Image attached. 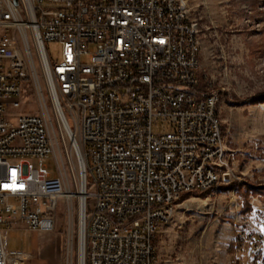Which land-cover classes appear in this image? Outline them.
<instances>
[{
  "label": "built area",
  "instance_id": "2783aa9c",
  "mask_svg": "<svg viewBox=\"0 0 264 264\" xmlns=\"http://www.w3.org/2000/svg\"><path fill=\"white\" fill-rule=\"evenodd\" d=\"M189 19L176 0H0V264L38 259L10 248L9 232L55 230L61 203L69 228L76 211L79 264H157L179 199L231 175ZM38 69L43 112L16 115L27 88L40 90ZM159 122L169 129L154 130ZM194 157L202 164L188 172ZM239 240L256 259L264 252L259 228Z\"/></svg>",
  "mask_w": 264,
  "mask_h": 264
},
{
  "label": "rangeland",
  "instance_id": "374dc122",
  "mask_svg": "<svg viewBox=\"0 0 264 264\" xmlns=\"http://www.w3.org/2000/svg\"><path fill=\"white\" fill-rule=\"evenodd\" d=\"M187 4L198 23L200 61L206 72L203 84L220 92L218 108L231 175L178 203L159 232L157 264H264V252L256 259L239 240L242 231H264V99L251 102L264 93V0H187ZM46 46L53 59L61 58V43L51 41ZM38 73L40 90L33 84L27 88L16 115L43 112L41 98L48 100L47 87L40 69ZM70 123L75 128L72 119ZM168 129L166 123L154 125L159 132ZM54 142L62 163L63 145ZM68 148L77 178L78 161L69 141ZM57 158L46 159L54 175L59 174ZM74 219L69 228L61 203L55 230H12L9 246L39 251V258L28 264H79L76 211Z\"/></svg>",
  "mask_w": 264,
  "mask_h": 264
},
{
  "label": "bare ground",
  "instance_id": "6f19581e",
  "mask_svg": "<svg viewBox=\"0 0 264 264\" xmlns=\"http://www.w3.org/2000/svg\"><path fill=\"white\" fill-rule=\"evenodd\" d=\"M176 3L180 5L182 13L189 15V23H188V30H194L195 33L199 32L198 29V23L191 18L187 0H176ZM219 100H220V92L217 90V92H214V98H213V116L214 121L217 125H219V128H217V134H216V144H221V153H228L229 148L224 144L223 142V128H222V121L219 114ZM198 164H202V157H194V160L188 161V172H196V169L198 167ZM223 169L228 170V159H224L223 161ZM213 187H208V190ZM260 255V254H259Z\"/></svg>",
  "mask_w": 264,
  "mask_h": 264
},
{
  "label": "trees",
  "instance_id": "16d2710c",
  "mask_svg": "<svg viewBox=\"0 0 264 264\" xmlns=\"http://www.w3.org/2000/svg\"><path fill=\"white\" fill-rule=\"evenodd\" d=\"M251 99H252L251 102L262 101V100L264 99V93L256 94V95L253 96V98H251ZM209 190H210V189H209ZM207 191H208V190H207ZM207 191H204V192H207ZM192 193H194V192H192ZM192 193L185 194V196L183 195V196L179 199L178 203L181 202L183 199H185V198L187 197V195H190V194H192ZM195 193H197V192H195Z\"/></svg>",
  "mask_w": 264,
  "mask_h": 264
},
{
  "label": "water",
  "instance_id": "95a60500",
  "mask_svg": "<svg viewBox=\"0 0 264 264\" xmlns=\"http://www.w3.org/2000/svg\"><path fill=\"white\" fill-rule=\"evenodd\" d=\"M224 180H229L230 179V174L229 173H225L223 176Z\"/></svg>",
  "mask_w": 264,
  "mask_h": 264
},
{
  "label": "crops",
  "instance_id": "0c3cea01",
  "mask_svg": "<svg viewBox=\"0 0 264 264\" xmlns=\"http://www.w3.org/2000/svg\"><path fill=\"white\" fill-rule=\"evenodd\" d=\"M35 233H37V232H35ZM38 234V233H37Z\"/></svg>",
  "mask_w": 264,
  "mask_h": 264
}]
</instances>
